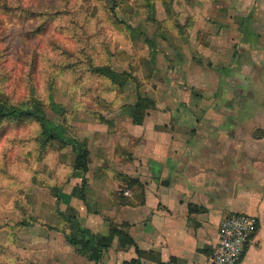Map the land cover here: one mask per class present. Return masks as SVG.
Instances as JSON below:
<instances>
[{
	"label": "crops",
	"instance_id": "obj_1",
	"mask_svg": "<svg viewBox=\"0 0 264 264\" xmlns=\"http://www.w3.org/2000/svg\"><path fill=\"white\" fill-rule=\"evenodd\" d=\"M153 2L125 10L135 31L112 42L128 82L97 91L105 108L67 118L72 133L56 123L88 151V171L74 170L71 146L63 182L32 189L34 221L1 209V264H134L112 223L141 264H213L231 214L259 220L239 264H264V0ZM78 228L110 241L101 262L67 241Z\"/></svg>",
	"mask_w": 264,
	"mask_h": 264
},
{
	"label": "rangeland",
	"instance_id": "obj_2",
	"mask_svg": "<svg viewBox=\"0 0 264 264\" xmlns=\"http://www.w3.org/2000/svg\"><path fill=\"white\" fill-rule=\"evenodd\" d=\"M136 5L155 6L153 0H0L2 102L27 107L39 100L54 126L81 108H105L97 91L112 84L95 68L115 56L113 39L134 33L123 12ZM71 148L47 140L34 120H0V211L32 216L33 187L63 182L60 163Z\"/></svg>",
	"mask_w": 264,
	"mask_h": 264
},
{
	"label": "trees",
	"instance_id": "obj_3",
	"mask_svg": "<svg viewBox=\"0 0 264 264\" xmlns=\"http://www.w3.org/2000/svg\"><path fill=\"white\" fill-rule=\"evenodd\" d=\"M116 1V0H115ZM139 1V0H136ZM168 7V2H165ZM138 5V4H137ZM136 5V6H137ZM139 7V6H137ZM95 71L105 75L111 82L112 86H123L129 80L128 73H119L113 70L110 63L104 66H97ZM103 100H101L102 102ZM105 103V102H103ZM133 112L134 122L137 124H141L144 119V112L140 106H133L131 108ZM9 119V120H25L31 119L38 122L42 129V134L47 140L58 141L61 145L68 146L71 145L73 147V152L75 153V162H74V170H81L83 172L88 171V160L89 153L86 150H83L80 146V143L76 140H68L65 136L64 130L60 126H54L55 123L49 122L47 123L45 120V115L43 112L42 103L39 100H35L32 105L23 107L20 105H11L2 102L0 98V120ZM101 120V118H99ZM86 183V180L83 181V185ZM82 192V189L75 188L74 194L78 191ZM57 193V192H56ZM81 196L84 198V195L81 193ZM62 218L71 222L75 219V217H69L64 214H60ZM25 221L22 224H28L30 221H34L35 219L32 216L25 217ZM4 225H0V228H3ZM111 231L115 234L119 240L125 244L134 246L136 248V252L138 255L137 259L133 260L134 264H141V257L143 256L142 251H140L133 239V237L126 230V226L111 224ZM65 238L69 243L74 245L77 250L87 257L90 260H93L97 263L103 260L105 252L110 248L111 243L107 239L106 236L95 235L89 230H82L80 228L70 231L69 233L65 232ZM7 251L0 248V255L2 258L6 255ZM158 264H165L158 260Z\"/></svg>",
	"mask_w": 264,
	"mask_h": 264
},
{
	"label": "built area",
	"instance_id": "obj_4",
	"mask_svg": "<svg viewBox=\"0 0 264 264\" xmlns=\"http://www.w3.org/2000/svg\"><path fill=\"white\" fill-rule=\"evenodd\" d=\"M258 225V218L246 214H231L225 218L220 226L213 264H239Z\"/></svg>",
	"mask_w": 264,
	"mask_h": 264
}]
</instances>
